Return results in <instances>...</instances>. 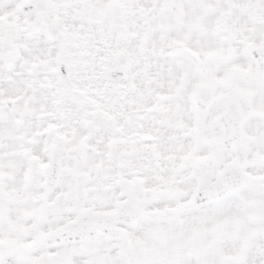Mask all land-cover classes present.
<instances>
[{
  "label": "snow or ice",
  "instance_id": "snow-or-ice-1",
  "mask_svg": "<svg viewBox=\"0 0 264 264\" xmlns=\"http://www.w3.org/2000/svg\"><path fill=\"white\" fill-rule=\"evenodd\" d=\"M0 264H264V0H0Z\"/></svg>",
  "mask_w": 264,
  "mask_h": 264
}]
</instances>
